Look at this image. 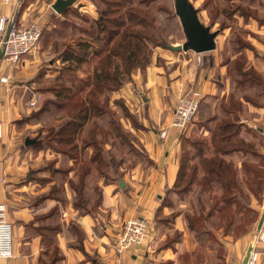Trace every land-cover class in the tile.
<instances>
[{
	"label": "trees",
	"instance_id": "trees-1",
	"mask_svg": "<svg viewBox=\"0 0 264 264\" xmlns=\"http://www.w3.org/2000/svg\"><path fill=\"white\" fill-rule=\"evenodd\" d=\"M158 1L99 0L103 7L97 10L98 17L89 19L83 16L87 25L71 27L82 35L62 44L57 54L62 66L57 69L47 88L53 98L45 101L39 113L51 109L64 113L55 125L47 128L42 139H36L29 147L34 150L50 149L78 164L74 167L77 183L72 180L68 182L76 195L73 209L79 216L91 215L102 203L100 187L95 185L96 195L93 197L85 191L86 177L92 171L99 174L105 185L114 183L119 188V182L124 181V173L119 172L117 166L120 167L125 160H116L114 154L106 150L107 145L119 143L122 149L127 148V152L145 158L143 148L139 147L138 152L136 144L132 142L133 134L118 123L110 100L112 92L131 81L134 71L146 72L154 62L156 48H169L162 20L167 24L173 15L164 8L167 6ZM21 5L16 12V20L26 7L24 0ZM67 26L69 23L63 20L61 27ZM240 46L242 44L238 43ZM243 65L236 63L233 67L239 77L235 79L236 84L243 88H257V92L263 91L262 78L256 68ZM212 98L214 96L210 94L202 96L199 112L211 110L208 99ZM246 101L255 107H264L255 100ZM114 103L125 111V118L131 117L122 103L118 100ZM241 105L238 99L229 96L226 102L220 103L221 116L213 113L199 120L198 124L209 133L208 138L185 136V131L179 136L177 175L173 185L165 190L159 201L155 213L156 224L170 228L178 212L164 215L163 208H173L174 195L180 199L192 195L195 198L193 213L183 216L187 229L199 240L206 237V241H216V230H221L222 236L237 239L255 225L259 210L251 205V199L254 198L258 206L264 201V154L260 152L259 144L241 136L242 124L230 119V114L239 111ZM103 116H107V124H98ZM141 127V124H137L134 128ZM248 132L259 134L257 129H248ZM89 148L91 153L87 157ZM232 154H241L239 163L228 158ZM110 170L114 175L109 174ZM62 171L66 175V170ZM45 183L48 180H43L42 184ZM52 187L43 197L57 201L61 185ZM59 211V206L54 205L46 214L35 216L29 223H37L33 228L45 246L38 258L40 264H61L64 259L56 241L57 235L63 231L56 220ZM40 219L51 221L39 224ZM68 227L67 231L74 239L69 246L80 249L93 264H98L94 258L87 256L83 248L84 237L80 234V225L71 221ZM174 233L176 237L165 242L161 248L174 247L181 237L179 231L175 230ZM78 264H85V261Z\"/></svg>",
	"mask_w": 264,
	"mask_h": 264
},
{
	"label": "rangeland",
	"instance_id": "rangeland-1",
	"mask_svg": "<svg viewBox=\"0 0 264 264\" xmlns=\"http://www.w3.org/2000/svg\"><path fill=\"white\" fill-rule=\"evenodd\" d=\"M54 1L55 0H24L26 4V7L24 6V10L28 8V11L31 12V16L27 19L25 18L22 22L23 24H16V26H20L28 25L31 22H37L42 28V36L33 52L26 56L29 60L28 65L24 67V64H22L24 62H20L16 67H13L14 70L22 72H20V74L17 73L16 77L12 76L11 81L14 84V86L12 85L14 88L13 90H15V93H18L22 106L20 118L17 122L15 121L16 128L20 130L16 146L18 147L19 158L25 160V169H22V173L17 175V178L13 180L16 181L15 185H17L20 190L18 194L20 196L19 202L22 203L23 206H27L34 211V213H36L35 216L38 217L39 215L46 214L54 205L59 206L60 211L56 220L62 225V228L64 229L62 232L65 234L64 236L70 238L72 235L67 230L71 221H65V218H69V216H64L63 212L66 211V205L70 208L72 207L73 209V203L76 199V195L70 188L68 181L72 180L74 183H77V178L74 174V167L78 164H75V162L73 164L72 160H67L63 155L50 149L34 150L29 147L30 145H25L24 142L26 138L35 140L42 139L46 134L47 128L55 125L58 122L57 119L64 113L54 109L39 113L40 110H42V107H44L45 101L49 98H53L52 93L48 92L47 88H49V84L52 83H49V81L52 80V77L56 74L57 69L62 66L59 59H57V54L61 51L62 44L70 41L72 37L82 35L81 33H78L76 29L72 30L71 27L77 26L81 28L80 25H87V23L83 21V16H86V18L89 19L97 18V10H99L100 7H103V5L99 2V0H87L86 2L85 0H75L72 5L66 7V11H64L66 9L65 8L62 11L63 13L58 14L51 8ZM190 1L198 9V16L201 22L205 25L211 26V30L218 32L215 49L202 53L201 56L204 55L206 59H204V57H200L202 62L198 65L199 68L201 66V68L207 70L206 74L209 76L210 83L215 86L218 91L217 93L210 94V96L212 95L214 98L208 99V104L211 110H208V112H199L198 110L194 118L186 127L184 135L196 138H208L209 133L202 129V127L198 124V121L211 116L213 113H217L221 116L220 103L226 102L228 97L232 96L234 99H238L242 105L239 111L230 114V119L242 124L241 136L247 140L255 142L257 145L259 144V150L264 154L261 148L264 145V136H261L259 132V134H256L257 136L248 132V129L256 130L257 127L246 122V119L249 118L247 115L248 106H253V104L246 101L247 99L255 100L257 103L264 105V100L262 99L264 98V71H259L256 68L263 82V91L257 92V88H243L237 85L235 79L239 77L234 72L233 68L236 63H241L242 65L244 64L243 66L247 67L252 65V61L257 60L261 62V60L264 59V0ZM22 2L23 0H21V2L17 5V8L22 6ZM80 2L87 3V7L79 9V5L81 4ZM158 2L167 6L164 8L169 11V14L173 15L171 17L175 16L174 0H159ZM171 17H169L167 24L165 20H162L163 27H165L164 35L166 40L168 43L173 45L182 44L185 40V36L179 19L177 16H175V18ZM63 20H67L69 26L61 27V22H63ZM17 22L18 20L15 21V23ZM238 43L242 44V46L238 47ZM175 52L176 51H173L166 46L164 48L158 47L154 50L153 61H155L156 64L163 65L166 72L171 70V67H176V69H179L180 71V73H177V77H180L182 73V66L177 68L179 61H174L172 64L169 62V59L173 60L178 55L181 57L186 56V58H188L187 55L191 54L193 51H190V53L188 51H178L180 52L179 54L178 52ZM181 59H183V57ZM152 64L153 62L151 65ZM209 64L212 65L209 66ZM0 68L2 69L3 65H1ZM84 71L86 70L83 69V73H85ZM80 74H82V72ZM135 74L138 75L137 80L142 82L145 77V72H141L139 70L132 73L131 81L129 82H132L133 75ZM219 88L225 89V93H221ZM140 90L141 89L138 88V91ZM138 91H134L136 102H133L132 105L128 104L123 98L112 97L110 105L112 110L115 111L113 112L118 123L122 125L124 130H128L133 134L134 138H132V142L136 144V149L139 152V147H142L139 139V133L141 130L146 129L142 118L147 116L142 96L145 97L147 95L144 89H142V91H144L143 94H138ZM176 95L177 94H175L172 90L166 93V96L173 98L174 102H176ZM33 97L36 98L37 102L34 107H31L29 105V101ZM115 100H118L128 109L131 117L125 118V111L115 105ZM173 104L170 102L171 108H173ZM139 107L140 109H138ZM137 109L139 111H137ZM98 124H107V116H103V119L99 120ZM137 124H141L143 128H134L137 127ZM147 126L151 127L153 125L147 123ZM243 126L245 128H243ZM107 141H109L108 138ZM125 149H122V146L119 143L116 145L106 146V150H109L111 154H114L116 160H125L120 167L117 166V170L124 173L123 179L124 177L126 179V173H130L129 171L134 169L136 165L139 163H145L144 157L136 156L134 153L132 154L127 152V148ZM90 153L91 149L89 148L86 151V156L88 157ZM228 158L233 160L235 163H239L241 160V154H232ZM77 163H79V161ZM54 170L60 172L54 173ZM61 170H66V175L63 171L61 172ZM109 174L114 175V172L110 170ZM43 180H48V183L42 184ZM54 185H61L62 189L60 198L57 201L45 199L43 196L48 194L50 188ZM95 185L102 189V186L104 185L103 179L99 177V174L96 171H92V173L86 177L85 185V191L92 197L96 195V192L94 191ZM191 196L192 195L183 198L181 197L180 199L174 195L172 197L173 208L168 209L172 210L174 213L178 212V214H192L194 210L193 204H195V198ZM169 198L171 199V197ZM257 203L258 202L254 198L251 199V205L256 209H259L260 206H258ZM101 208L102 203L99 209L90 215L91 217L96 218V220H94L95 233H99L100 235L102 234L101 226L108 223L110 216L109 211L102 212ZM175 219L176 218L173 220ZM50 221L51 219H46L45 221L40 219L39 224L48 223ZM155 225L157 227L156 238L158 243L151 246V250L154 253H158L165 242L167 243L172 241L171 239L176 237V233H174V231L172 234L168 235L167 233L170 232V230H168L167 227H164L162 224L155 223ZM221 232V230L215 231V236L217 238L216 241H206V237L201 240L200 245H197L195 248V263L203 264V261L206 259L209 260V257L216 249L218 252L216 251L213 254H218V256H222L224 254L223 245L219 240V238H221L223 241ZM84 233L80 229L81 236L85 238L87 235ZM216 242L220 243V246H218ZM86 252L88 257L94 259L96 258L95 256H99L96 253L95 248H89V251ZM96 259L98 260V258ZM181 261L185 264H192L191 257H188L187 255H183V257H181ZM154 262L155 264H171L170 259H165L164 261L158 260V262Z\"/></svg>",
	"mask_w": 264,
	"mask_h": 264
},
{
	"label": "crops",
	"instance_id": "crops-1",
	"mask_svg": "<svg viewBox=\"0 0 264 264\" xmlns=\"http://www.w3.org/2000/svg\"><path fill=\"white\" fill-rule=\"evenodd\" d=\"M85 2H80L79 9L87 7ZM17 10V6L4 4L3 0H0V16H7L12 24L16 21ZM29 16H31V12L26 8L14 25L23 24V20ZM188 52L190 53V51ZM201 55L202 53L199 56L206 59L204 55ZM187 56L188 58L182 56L183 59H181L182 57L178 55L174 58L175 60L169 59L172 64L174 61H179L177 68L182 66L180 77H177V73L180 71L176 67H171V70L166 72L163 65L156 64L154 61L147 68L142 82L137 80L138 75L135 74L132 82L123 85L118 91L111 94L112 98H123L132 105L133 102H136L134 91H138V88L141 89L138 94H143L142 89L146 91L147 96H142L147 112V116L142 118L146 129L139 133V139L145 153V163H139L129 171L130 173H126L127 176L122 181V187L118 188L117 184L114 183L102 186L101 211H109L110 216L108 223L101 226V235L95 233L94 220L96 218L90 215L79 216L75 210L74 213L72 207L66 205V211L63 212V215H68L69 218H65V221H76L80 225L83 233L85 232L84 234L87 235L82 241L83 248L85 251H89V248H95L99 255L95 256L98 258V260L95 258L98 264H155L154 261H164L165 259H170L171 264H185L181 261V257L186 254L191 257L192 264H197L194 261L196 260L194 252L201 240L187 229L183 213H181L182 215L178 214L171 227L168 228L170 230L168 235L175 230L181 233L180 240L174 243V248H160L158 253L151 250V246L158 243L155 225L156 209L165 194V190L173 185L178 171V132L170 129L165 139L159 136L160 130L169 123L175 105L173 98L167 97L166 93L170 90L175 92L177 94L176 101L179 93L191 88L199 90L202 96L218 91L210 83L209 76L206 74L207 70L201 66L199 68L198 65L202 61L197 62V55L191 52ZM20 62H24L22 64L26 67L29 60L24 57ZM1 65L3 68H0V75L5 72L9 73L11 79L12 76L16 77V74L21 72L7 68L0 59ZM252 65L259 71H264V59L261 62L252 61ZM10 85L12 88L0 83V204L6 205L8 220L12 226L13 257L9 259L0 258V264H40L38 258L45 246L41 244V238L33 228L37 223L29 224L36 213L19 202L20 190L15 185L16 181L13 180L22 173V169H25V160L19 158L18 147L16 146L20 130L16 128L15 121L20 118L22 106L18 93L13 90L14 84L11 80ZM219 90L221 93H225V89L219 88ZM262 99L264 100V98ZM170 102L174 103L173 108H171ZM138 109L137 111H139ZM247 115L249 118L246 119V122L257 127L261 136H264V107L248 106ZM147 123L153 126L148 127ZM261 148L264 152V145ZM169 209L164 207L163 214L168 215L172 211ZM257 210L259 209L257 208ZM133 216H141L147 219L150 236L144 244L133 246L118 253L114 249V244L121 233L124 221ZM255 232L256 226L254 225L237 239L221 234L223 241L221 238L219 240L223 245L224 254L222 256L213 254L217 251L216 249L209 260L203 261V264H240L255 236ZM64 235V232H60L56 238L60 252L64 257L61 264H78L82 261H85V264H93V261H90L80 249L69 246V242L74 241L72 236L68 238ZM217 245L220 246V243Z\"/></svg>",
	"mask_w": 264,
	"mask_h": 264
},
{
	"label": "built area",
	"instance_id": "built-area-1",
	"mask_svg": "<svg viewBox=\"0 0 264 264\" xmlns=\"http://www.w3.org/2000/svg\"><path fill=\"white\" fill-rule=\"evenodd\" d=\"M3 3L17 6L20 0H3ZM11 22L7 16H0V59L7 68L16 67L26 55L33 52L42 32V28L37 22L20 26ZM199 54H196L197 62H201ZM10 80L9 73L5 72L0 75V83L7 85L8 88H11ZM201 98L202 94L197 89L191 88L179 93L170 121L166 127L160 130L159 136L165 139L170 129L176 130L180 136L197 113ZM36 102V98L33 97L29 101V105L34 107ZM260 218H263V221L260 228L256 229L252 239L253 246L245 264H264V201L259 208L255 226ZM149 232L150 227L146 218L133 216L126 219L114 244L115 251L120 253L133 246L144 244L150 236ZM12 257V226L8 220L6 205L0 204V258L9 259Z\"/></svg>",
	"mask_w": 264,
	"mask_h": 264
},
{
	"label": "water",
	"instance_id": "water-1",
	"mask_svg": "<svg viewBox=\"0 0 264 264\" xmlns=\"http://www.w3.org/2000/svg\"><path fill=\"white\" fill-rule=\"evenodd\" d=\"M75 0H55L51 8L58 14L72 5ZM174 11L179 19L185 40L182 44H168L169 49L173 51H193L194 53H205L214 50L216 47V37L218 32L211 30V26L201 22L198 16V9L190 0H174ZM35 139L26 138L25 145H31ZM120 187L123 182H119ZM263 218L258 220L256 229L260 228ZM253 246V241L250 242L240 264H245L249 252Z\"/></svg>",
	"mask_w": 264,
	"mask_h": 264
}]
</instances>
